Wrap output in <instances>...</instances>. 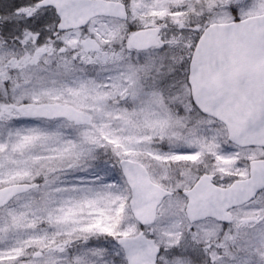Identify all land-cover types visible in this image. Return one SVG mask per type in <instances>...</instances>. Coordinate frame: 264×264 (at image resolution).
Listing matches in <instances>:
<instances>
[{
  "label": "snow or ice",
  "instance_id": "6c2138e0",
  "mask_svg": "<svg viewBox=\"0 0 264 264\" xmlns=\"http://www.w3.org/2000/svg\"><path fill=\"white\" fill-rule=\"evenodd\" d=\"M0 264H264V0H0Z\"/></svg>",
  "mask_w": 264,
  "mask_h": 264
}]
</instances>
